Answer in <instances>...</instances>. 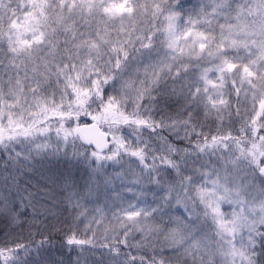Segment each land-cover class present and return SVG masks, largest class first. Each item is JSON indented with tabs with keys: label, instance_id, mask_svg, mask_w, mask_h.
<instances>
[{
	"label": "trees",
	"instance_id": "16d2710c",
	"mask_svg": "<svg viewBox=\"0 0 264 264\" xmlns=\"http://www.w3.org/2000/svg\"><path fill=\"white\" fill-rule=\"evenodd\" d=\"M58 1L51 0L49 10L52 16L58 15L64 21L52 26L54 20L50 18L51 25L48 22L44 27L46 43L39 54L63 68L61 76L65 77L62 81L65 85L62 89L69 104L74 100L72 112L81 108V115L49 126L37 121H22L16 127L0 125V264H201L189 259L183 250L171 251L162 245L161 234H166L170 228L168 210L140 218L148 233L140 234L144 238L139 241L133 226L124 223L123 228L115 232L111 227L121 221H115L107 208L103 209L105 215H95L93 206L87 202L90 198L99 202L104 191L108 196L104 183L113 180L116 164L125 163L133 164L141 178L154 177L156 172L158 177L167 167L169 177L177 178L176 182L189 197V189L184 188L179 176L186 174L185 169L166 164L167 159L184 158V155L168 157L156 148L164 141L175 149L196 153L212 149L216 139L227 136L241 146L255 148L258 143L264 147V95H261L264 93V59L252 72L251 84L256 97L248 105L247 100L242 101L247 96H242L239 86L244 87V83L239 79L256 54L248 55L247 50L225 42L221 30L224 23L215 21L207 29L201 27L205 40L200 49L206 54L205 58L202 56L195 62L179 61L155 84L141 87V99L132 101L129 96H122L118 79L141 52L146 37H149L150 49L163 46L161 14H155L154 10L147 13L142 4L151 0L131 2L135 18L138 20L141 14L145 18L144 40L131 46L116 44L108 66L94 65L97 68L89 73H83L73 59L70 61L71 42L63 28L67 23L63 16L65 10H61ZM167 6L170 9L172 4ZM186 7L180 6L177 11L182 13ZM25 12L21 0H0L1 91L7 88L6 78L13 60L6 39L14 21ZM221 61L230 64V73L224 76L226 105L223 109L207 106L203 97H193L195 87H191L197 72ZM37 90L40 96L57 94L52 85L49 91ZM221 114L223 118L217 116ZM181 122L194 126L195 132L188 143L175 140L171 135V125ZM81 123L122 126L142 142L148 140L149 144L119 148L112 157L94 155L75 134V128ZM11 145L35 146L36 158L32 157L31 162L14 160L8 154ZM259 152L261 164L264 153ZM92 174L98 179V187L89 185ZM45 181L47 184L42 185ZM109 220L113 221L110 227L106 224ZM249 264H264V216L253 232Z\"/></svg>",
	"mask_w": 264,
	"mask_h": 264
},
{
	"label": "rangeland",
	"instance_id": "374dc122",
	"mask_svg": "<svg viewBox=\"0 0 264 264\" xmlns=\"http://www.w3.org/2000/svg\"><path fill=\"white\" fill-rule=\"evenodd\" d=\"M131 2L58 1L61 10H65L63 16L67 23L63 28L71 42L70 61L73 59L83 73L95 71L94 65L97 64L107 67L116 44L131 46L140 43L146 21L142 14L138 20L135 18ZM50 3L51 0H21L26 12L14 21L6 39L13 60L6 78L7 88L0 89V125L16 127L22 121H37L49 126L81 115V108L72 112L74 100L71 99L72 104H69L62 89L65 85L62 83L65 77L61 76L63 68L39 54L46 43L44 27L50 18L54 20L52 26L64 21L58 15L52 16ZM168 3L172 4L170 9H167ZM142 4L147 13L154 10L155 14H161L163 46L150 49L149 37L145 38L141 52L117 81L122 96L138 101L141 87L155 84L179 61L195 62L202 56L205 58L206 54L203 55L200 49L205 40L201 27L207 29L216 21L224 23L221 30L225 42L247 50L248 55L256 54L239 79L244 83V87L239 86L242 96H247L242 101L247 100L248 105L253 102L256 90L251 84L252 72L264 59V0H151L149 5L147 1ZM180 6H187L182 13L177 11ZM197 73L191 85L195 87L193 97H203L209 107L225 108L224 76L230 73L229 62H218ZM50 85L57 91L55 97L38 94L37 89L49 91ZM217 116L223 118L222 114ZM83 124L88 123L80 125ZM171 127L173 138L186 143L195 132L194 126L188 122L172 124ZM100 128L109 136L110 149L102 153L105 157L116 155L119 148L149 144L148 140L142 142L122 126L104 125ZM215 141L212 149L206 148L199 153L175 149L165 145V141L156 147L168 157L184 155V158L167 159L166 164L185 169V175L178 174L184 188L189 189V197L176 182L177 178L172 180L169 177L167 167L159 172L158 177L156 172L154 177L146 175L141 178L133 164L125 163L116 164L113 180L104 183L108 196L104 191L99 202L90 198L87 204L93 206L91 209L95 215H105L103 209L107 208L115 221H121L111 227L115 232H119L124 223L133 226L139 233H135L140 237L139 241L144 238L140 234L148 233L140 218H147L155 211L160 214L168 210L171 217L167 225L170 228L166 234H161L162 245L167 250H183L189 259L201 264H249L253 232L264 216V176H260L264 160L261 164L258 162V151L263 155L264 147L258 143L255 148L241 146L229 136ZM8 147V154L14 160L31 162L32 157L36 158L35 146ZM89 180V185L98 187L95 174ZM46 184L45 181L42 185ZM110 222L113 221L106 222L109 227Z\"/></svg>",
	"mask_w": 264,
	"mask_h": 264
},
{
	"label": "water",
	"instance_id": "95a60500",
	"mask_svg": "<svg viewBox=\"0 0 264 264\" xmlns=\"http://www.w3.org/2000/svg\"><path fill=\"white\" fill-rule=\"evenodd\" d=\"M75 134L84 146L102 154L110 149L109 138L106 133L95 123L87 125H78L75 128ZM264 176V168L260 171Z\"/></svg>",
	"mask_w": 264,
	"mask_h": 264
},
{
	"label": "bare ground",
	"instance_id": "6f19581e",
	"mask_svg": "<svg viewBox=\"0 0 264 264\" xmlns=\"http://www.w3.org/2000/svg\"><path fill=\"white\" fill-rule=\"evenodd\" d=\"M89 124H92V123H89ZM83 125H87V124H83ZM96 125H98V124H96ZM99 126V125H98ZM100 127V126H99ZM107 135V134H106ZM108 136V135H107ZM108 138H109V136H108Z\"/></svg>",
	"mask_w": 264,
	"mask_h": 264
}]
</instances>
